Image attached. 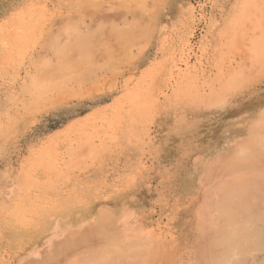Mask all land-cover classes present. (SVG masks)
Returning <instances> with one entry per match:
<instances>
[{
	"label": "rangeland",
	"instance_id": "obj_1",
	"mask_svg": "<svg viewBox=\"0 0 264 264\" xmlns=\"http://www.w3.org/2000/svg\"><path fill=\"white\" fill-rule=\"evenodd\" d=\"M0 85V264L50 263L86 236L111 244L95 240V264H208L236 221L264 231V0H0ZM236 85L243 140L227 149L210 138ZM76 106L91 110L71 116ZM61 111L68 127L57 136L33 131ZM157 122L180 132L179 156L163 165ZM125 123L148 130V147L129 163H98L122 157ZM241 185L253 194L235 208ZM260 231L243 236L256 241L247 253L231 245L232 264H264Z\"/></svg>",
	"mask_w": 264,
	"mask_h": 264
},
{
	"label": "crops",
	"instance_id": "obj_2",
	"mask_svg": "<svg viewBox=\"0 0 264 264\" xmlns=\"http://www.w3.org/2000/svg\"><path fill=\"white\" fill-rule=\"evenodd\" d=\"M99 98V97H97ZM96 98V99H97ZM223 103L221 105L220 114L222 115V120H220V129L221 134L220 138L217 135L216 128L211 132V142L218 140L221 146L224 148H232L235 146H242L243 140V120H244V100H243V90L242 88L231 89L226 91L221 97ZM77 107V108H76ZM73 108L71 116L81 115L89 112L87 106H76ZM3 111V86L0 85V112ZM68 112H58L53 118L49 119V123H43L38 127H34L33 131H45L47 132L46 136H57L60 131H63L68 127L66 123L68 121ZM152 132H154V140L152 144L157 149L156 151V164H161L168 160L174 159L179 156V144H180V132L179 129L174 127H168L165 123L157 122L152 126ZM121 132V136L118 138V143L123 146V155L116 157L109 153L108 155H103L98 157V163H106L108 165H113L116 163H129L132 161V157L135 156L137 149L146 148L147 139L146 134L147 129L144 130L141 125L137 124H128L125 123L122 125L121 129L118 130ZM170 132V134H167ZM143 137V140H142ZM215 140V141H214ZM226 149V150H227ZM66 162V159H64ZM109 167V166H108ZM110 168V167H109ZM1 171V169H0ZM128 195L136 193H127ZM114 210V209H113Z\"/></svg>",
	"mask_w": 264,
	"mask_h": 264
},
{
	"label": "bare ground",
	"instance_id": "obj_3",
	"mask_svg": "<svg viewBox=\"0 0 264 264\" xmlns=\"http://www.w3.org/2000/svg\"><path fill=\"white\" fill-rule=\"evenodd\" d=\"M263 148H264V147H263ZM260 150H261V149H260ZM260 150H259V151H260ZM263 150H264V149H263ZM255 151H256V149H255ZM261 151H262V150H261ZM261 151H260V153H261ZM252 152H253V151H252ZM252 152H250V153H252ZM257 152H258V151H257ZM254 154H255V153H254ZM262 154H263V153H262ZM247 155H248V153H247ZM255 155H256V154H255ZM251 156H252V155H251ZM257 157H258V156H257ZM262 157H263V156H262ZM253 159H254V158H253ZM259 159H260V158H259ZM263 159H264V158H263ZM256 160H258V159H256ZM260 160H261V159H260ZM232 161H233V160H232ZM232 161H231V162H232ZM261 161H262V162H261ZM261 161H260V162L263 164V160H261ZM236 162H237V160H236ZM252 162H253V161H252ZM228 163H229V162H228ZM234 163H235V162H234ZM241 163H242V162H241ZM243 163H244V162H243ZM244 164H245V163H244ZM253 164H254V163H253ZM262 164H261V165H262ZM231 165L234 166V164H232V163H231ZM237 165H238V164H237ZM241 165H242V164H241ZM246 165L248 166V164H246ZM227 166H229V164H228ZM251 166H252V165H251ZM254 166H255V165H254ZM244 167H246V166H244ZM255 167H256V166H255ZM262 167H263V166H261V168H262ZM225 168L227 169V167H225ZM225 168L222 167L221 169H222V170H223V169L225 170ZM242 168H243V167H242ZM247 168H249V167H247ZM247 168L245 169V171L247 170ZM258 168H259V167H258ZM252 169H253V171H252ZM224 170H223V171H224ZM228 170H229V169H228ZM228 170H227V172H228ZM235 170H238V168L235 169ZM242 170H243V169H241V171H242ZM249 170H250V169H249ZM255 170H257V169H255ZM261 170L264 171V169H261ZM251 171L254 172V168H251ZM233 172H234V170H233ZM242 172H243V171H242ZM242 172H240V173H242ZM225 173H226V172H225ZM247 173H249V172H247ZM257 173H258V171H257ZM260 173H261V172H260ZM245 174H246V173L244 172L243 175H245ZM254 174H256V173H254ZM223 175H225V174L223 173ZM234 175H237V173H235ZM238 175H239V173H238ZM238 175H237V176H238ZM248 175H250V174H248ZM251 175L254 176L253 174H251ZM251 175H250V176H251ZM256 175H257V174H256ZM228 176H229V175H228ZM239 176H241V175H239ZM250 176H249V177H250ZM252 176H251V180H252ZM232 177H233V176H232ZM246 177H248V176H246ZM246 177H244V178L246 179ZM235 178H236V177H235ZM235 178H233V179L235 180ZM227 179H228V178H227ZM227 179H225V180H227ZM231 179H232V178H231ZM259 179L261 180V177H259ZM241 180H242V178H241ZM241 180H240V181H241ZM246 180H249V179H246ZM256 180H258V179L256 178ZM229 181H230V179H229ZM230 182H231V181H230ZM237 182H238V181H237ZM241 182H242V181H241ZM243 182H244V181H243ZM251 182H252V181H251ZM254 182H256V181H254ZM263 182H264V181H263ZM227 183H228V181H227ZM231 183H232V182H231ZM235 184H236V180H235ZM240 184H241V183H239V186H240ZM247 184H248V182H247ZM227 185H228V184H227ZM227 185H226V186H227ZM232 185H233V184H232ZM223 186H224V185H223ZM247 186H248V185H247ZM245 187H246V186H243V185H241V187H240V188H242V189H240V190H239L240 192H238V193H239V200H237V198H236V200H233V198H232V201H234L233 203H235V204H233L234 206L236 205V203H238V204H242V203H243V204H242V205H243L242 207H245L246 203L244 202L243 199H241L243 202L240 203V202H239V201H241L240 198H242V197L245 198V197H247V196L250 197V194L252 193V190H253L254 188H256V190H257V187L260 188V186H259V184H258L257 182H256V186H255V185H254V186H250V188L252 189V190L250 189L251 192H246L245 190L248 189V187H247L246 189H245ZM225 188H227V190H228V187H225ZM230 188H231V187H230ZM261 189H262V188H261ZM261 189H260V191H261ZM224 190H225V189H224ZM236 190H237V189H236ZM263 190H264V188H263ZM228 191H229V190H228ZM247 191H249V190H247ZM258 191H259V190H258ZM225 192H226V191H225ZM225 192H224V193H225ZM236 193H237V192H236ZM257 193H258V192H257ZM262 193H263V192H262ZM252 194H253V193H252ZM225 195H226V193H225ZM230 195H231V194H230ZM232 195H233V194H232ZM262 195H263V194H262ZM233 196H234V195H233ZM237 196H238V195H237ZM244 196H245V197H244ZM263 196H264V195H263ZM231 197H232V196H231ZM256 197H257V196H256ZM216 198H217V197H216ZM223 198H224V197H223ZM257 198H258V197H257ZM217 199H218V198H217ZM217 199H214V200L216 201ZM230 199H231V198H229V200H230ZM234 199H235V198H234ZM245 199H246V198H245ZM259 199H260V197H259ZM262 199H263V198H262ZM229 200H227L226 202H228ZM249 200H252V197H251V199L249 198ZM253 200H254V199H253ZM247 201H248V200H247ZM257 201H258V200H256V202H255L256 205H257ZM216 202H217V201H216ZM259 202H260V203L258 204V206H259V205L261 206V204H262V208H264V207H263V203H262V202H264V201L262 200V202H261V199H260ZM208 203H209V202H208ZM211 203H212V201H211ZM211 203H210V204H211ZM228 203H229V202H228ZM228 203L225 204V205H226V206H230L231 204L229 203V204H230V205H229ZM249 203H250V202H249ZM249 203H247L248 205L246 206V210L249 209L250 207L253 208V206H250V205H252V204L249 205ZM219 204H222V203H219ZM223 204H224V203H223ZM238 204H237L236 206H238ZM225 205H224V206L222 205V207H226ZM234 206H232V207L230 206V208H234ZM236 206H235V208H236ZM239 206H240V205H239ZM248 206H250V207H248ZM230 208H229V209H226V208H225V209H226L228 212H231V209H230ZM235 208L233 209L234 211H232V212H234V214H236L235 212L238 213L237 209H236V211H235ZM262 208H260V209H262ZM255 209H257L256 206H254V210H255ZM260 209L258 208V209H257V212L260 211V213H261L262 210H260ZM219 210H220V209H219ZM229 210H230V211H229ZM250 210H251V209H250ZM254 210H251V211H254ZM223 212H225V211H223ZM228 212H225L224 214L226 215V214H228ZM257 212H256V213H257ZM256 213H254V214H256ZM220 214H221V213H220ZM229 214H233V213H229ZM262 214H264V213H261V215H262ZM216 215H217V213H216ZM212 216H213V213H212ZM217 216L220 217V215H217ZM230 216H231V215H230ZM230 216H229V219H230ZM239 216H240V215H239ZM249 216H250V215H249ZM249 216H248V215H247V216H246V215L244 216V218L246 217V220H245L244 224L248 222V221H247V218H248ZM258 216H259V215H258ZM263 216H264V215H263ZM213 217H214V216H213ZM225 217H228V215L225 216ZM233 217H235V215H233V216L231 217V220H232V221H233V219H234ZM250 217H251V216H250ZM209 218H210V216H209ZM214 218H217V217H214ZM214 218H213V219L211 218V220H212L213 222L215 221ZM223 218H224V217H223ZM235 218H236V217H235ZM220 219L222 220V216H221ZM240 219H241V218H240ZM208 220H209V219H208ZM223 220H225V219H223ZM234 220H235V219H234ZM236 220H237V218H236ZM248 220H252V219L248 218ZM246 221H247V222H246ZM209 222H210V221H209ZM236 222H239V225H238V223H236V225H235V224H232V227H231V224H227V225H229V226L231 227V228L229 227L231 230H233V229L235 230V228H236V227L238 228V226H239L240 229H239V228H238V229H239L240 231H241V230L244 231L243 233H245L246 235H245V234H241L242 231L240 232V235H239V234L237 233V231L239 232V230H238L237 228H236L237 230H235V231H234V230H233V231L230 230V234H229L228 232H226V233H228V235H230V236H231V235L233 236V234H235V236L230 237L231 239L229 238L228 235H226L225 233H223V236H227V237H228V239H227V237H223V239L226 238V241L228 240V241H227L228 244H227V242H225V240H224V242L226 243V245H223V244H225V243L221 240V242H223V244H221V246H220V243L218 244V242H219V241H218L217 244L222 248V250H221V248H219L218 245H217L218 247L214 245V246H215V247H214L215 252L213 253V250H212L211 253H213V254H212V255H211V254L209 255V257H208L209 260H210V258H211L212 260H210L208 264H213V263H214V264H215V263L217 264L218 261H219L218 263L221 262L220 264H224V263H225V262H223V261H224V258H226L225 261H226V260H227V262L230 261L229 264H230V263L232 264V261H233V260L235 261V256H233L234 259H233V257L231 258L232 254L229 253V252H233V250H235L239 245L241 246L239 249H242V250L239 251V249L237 248L238 250H237V251L235 250V252H234L235 255H236V253L238 254V253L241 252V251H243V252L246 251L245 253L248 252L247 250H244V249H246V248H244V247L242 248V245H243V246H247V244H245V243H248V241H249V243H250V242L253 240L252 238H251L252 240L248 238L249 240L246 241L247 237H249V236H250V237H252V236H256V234L261 230V227L258 226L259 229H260V230L258 229V232H257V231H254L255 229H252L254 232H257V233H256V234H253L254 232H251V233H252V234H251L250 232H247V229L244 230L245 228H247L246 226H244V225L242 224V225L244 226V227H242V225H240V220H239V221H236ZM230 223H231V222H230ZM233 223H235V222H233ZM208 224H209V223H208ZM210 224H212V222H211ZM224 224H225V222H224ZM247 224H248V223H247ZM249 224H251V223H249ZM258 224H260V222H259ZM225 225H226V224H225ZM253 225H254V226L256 225V227H257V224H254V221H253ZM247 226H248V225H247ZM249 226H250V225H249ZM258 227H257V228H258ZM223 228H224V231H227V230H228V228H227L226 226H223ZM225 228H227V229L225 230ZM262 228H263V227H262ZM250 230H251V229H248V231H250ZM252 230H251V231H252ZM260 232H264V231L261 230ZM101 233H102V234L105 233V235H106V231H105V232H102V231H101ZM101 233H100V236L102 235ZM247 233H248V235H247ZM224 234H225V235H224ZM237 234H238V235H237ZM249 234H250V235H249ZM105 235H103V237H102V236H101V237L104 239V238H105V237H104ZM259 235H260V234H259ZM259 235L257 234V238L259 237ZM261 235H262V234H261ZM220 236H222V235H220ZM236 236H237V241H236ZM241 236H242V237H243V236H247V237H245V240H244L245 242H242L243 239H244V237L242 238ZM95 237H96V236H94V237H93V236H90V237H87V236H86L85 239H83V240H82L81 242H79L78 244H76V243H68V244L64 247L65 249H64V248L61 249V250H63V251H61L62 253H60V252L57 250V251L59 252V255H61V256H59L58 253H56V250H55L56 248H53L54 251H55V255H58V256H57L56 259L53 258V260H51L50 263H45V264H83V263H85V262H86L85 264H93V263L95 264V263H96V260L99 261V259H100L99 257H94V254H96L95 251L98 252L97 247H98V246L100 247V245H101V246L103 245V246L106 247V248H107L106 245H108L109 248L111 247V244H110L108 241H105V239H104V241H101V240H99L97 237H96V238H95ZM107 237H108V235H107ZM218 237H219V236H218ZM238 237H239V238H238ZM261 237H262V236H261ZM261 237H260L259 239H261ZM215 238H216V237H215ZM219 238H220V237H219ZM240 238H241V239H240ZM257 238H255V239H257ZM107 239H108V240H109V239L111 240V237H110V238H106V240H107ZM263 239H264V238H263ZM263 239H262V240H263ZM95 240H96V242L99 240L97 244H100V245L97 246V245L95 244V245H96V246H95L96 248H95V251H94V246H93L94 244H93V243L95 242ZM229 240H231V242H233V241H235V242H233L232 244H230ZM232 240H233V241H232ZM240 240H241V241H240ZM257 240H258V239H257ZM100 241H101V243H103V244L99 243ZM260 241H261V240H260ZM215 242H216V241H212V242H210V243H211V244H212V243L215 244ZM236 242H240V243L242 242V243L238 245V243H236ZM252 242H253V245L256 243V241H252ZM252 242H251V243H252ZM254 242H255V243H254ZM257 242H259V240H258ZM104 243H108V244H104ZM249 243H248V245H250ZM263 243H264V242H263ZM263 243H262V245L259 244V246L254 247V248H255V249H256V248L259 249L260 245H261V247L263 246ZM235 244H236V245H235ZM257 244H258V243H257ZM257 244H256V245H257ZM222 245H223V246H222ZM229 245H230V246H229ZM231 245H232V246L235 245L236 248H235V246H233L235 249H232V248H231V247H232ZM224 246H225V247H224ZM227 246H229V247H227ZM250 246H251V245H250ZM104 247H102V249L100 248L101 251H102V250H105V251H106V249H104ZM223 247H224V248H223ZM261 247H260V248H261ZM263 247H264V246H263ZM216 248H217V249H216ZM230 248H231V249H230ZM252 248H253V247H252ZM254 248H253V250H255ZM53 249H52V250H53ZM96 249H97V250H96ZM219 249H220V250H219ZM223 249H224V250H223ZM227 249H228L229 251H228ZM216 250H218V251H216ZM225 250H226V252H228L229 256L225 253ZM231 250H232V251H231ZM105 251H103L104 254H102V252H101V255H100V256H105V257H107L108 254H107V252H106V254H105ZM107 251H110V249H108ZM219 252H221V253H219ZM259 252H261V250H259ZM109 253H110V252H109ZM241 253H242V252H241ZM241 253H239V254H241ZM99 254H100V253H99ZM223 254L225 255V257L223 256ZM230 254H231V256H230ZM55 255H54V256H55ZM97 255H98V254H97ZM111 255H113V254H111ZM217 255H218V256H219V255H222L223 257H222V256L218 257ZM243 255H244V253H243ZM95 256H96V255H95ZM98 256H99V255H98ZM108 256H110V255H108ZM227 256H228V259H227ZM43 257L45 258V256H43ZM52 257H53V256H52ZM92 257H93V258H96V260H95L94 262H93V260H92ZM113 257H114V255H113ZM236 257H237V256H236ZM97 258H98V259H97ZM103 258H104V257H103ZM107 258H108V257H107ZM107 258H106V259H107ZM111 258H112V257H111ZM219 258H220V259H219ZM222 258H223V259H222ZM229 258H231V259H233V260H229ZM89 259H91V260H89ZM115 259L118 261L117 263H119V264H122V263H123V260H120V261H121V263H120L119 259H117L116 256H115L114 258H112V261H114ZM205 259H206V258H205ZM238 259H239V258H238ZM244 259H245V258H244ZM246 259H247V258H246ZM251 259H252V258H251ZM253 259H254V258H253ZM214 260H216L217 262H215ZM220 260H222V261H220ZM263 260H264V259H263ZM32 261H33V260H32ZM32 261H30V262H25V263H22V264H35V263H33ZM100 261H101V260H100ZM107 261H108V259H107ZM206 261H207V259H206ZM211 261H214V262L211 263ZM237 261H239V260L236 259V262H237ZM249 261H250V260L247 259L246 261H244V262H242V263H243V264H248ZM34 262H35V261H34ZM124 262H127V260H124ZM207 262H208V261H207ZM245 262H246V263H245ZM262 262H263V261H262ZM42 263H43V262H42ZM99 263H100V262H99ZM101 263H102V262H101ZM105 263H106V262H105ZM108 263H111V264H112V262H111L110 260H109ZM233 263H234V262H233ZM242 263H241V261H240V264H242ZM252 263H253V262H252ZM252 263H251V261H250V264H252ZM37 264H38V263H37ZM43 264H44V263H43ZM102 264H103V263H102ZM113 264H116V262L113 263ZM127 264H128V262H127ZM226 264H227V263H226Z\"/></svg>",
	"mask_w": 264,
	"mask_h": 264
}]
</instances>
